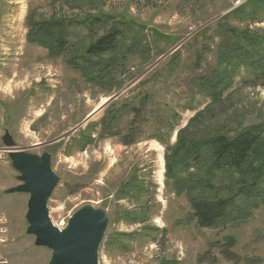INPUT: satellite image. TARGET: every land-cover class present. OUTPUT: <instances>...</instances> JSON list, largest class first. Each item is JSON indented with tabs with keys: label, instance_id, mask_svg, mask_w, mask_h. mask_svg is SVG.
<instances>
[{
	"label": "rangeland",
	"instance_id": "obj_1",
	"mask_svg": "<svg viewBox=\"0 0 264 264\" xmlns=\"http://www.w3.org/2000/svg\"><path fill=\"white\" fill-rule=\"evenodd\" d=\"M95 1V8L127 20L129 31L115 59L84 75L67 58L81 53L87 39L78 38L68 57H50L27 42V20L78 18L96 13L95 5L0 0V214L10 228L3 254L10 264H47L51 255L26 234L28 195L7 194L20 184L3 150L8 133L17 150L50 156L59 177L47 203L54 226L64 228L84 205L107 212L98 264H264L263 207L229 225L202 228L189 220L188 198L164 177L166 147L180 132L182 147L264 124V69L227 59L232 42L222 30L227 25L264 36V8L249 20L231 15L249 0ZM213 71L228 74L215 102L193 88L196 77ZM122 104L141 109L140 115L126 111L118 122L122 134L110 136L102 124ZM133 119L138 132L124 145Z\"/></svg>",
	"mask_w": 264,
	"mask_h": 264
},
{
	"label": "trees",
	"instance_id": "obj_2",
	"mask_svg": "<svg viewBox=\"0 0 264 264\" xmlns=\"http://www.w3.org/2000/svg\"><path fill=\"white\" fill-rule=\"evenodd\" d=\"M61 1L73 3L77 9H81L82 4L92 3L97 12L78 18H42L35 21L29 17L27 42L46 49L50 57H66L74 53L77 46L74 43L78 38L87 39L89 43L82 48L81 53L67 56L68 65L84 75L98 70V66H106V61L110 63L115 59L119 42L129 31L127 20L116 19L95 8V0ZM242 7L240 11L233 10L231 15L254 20L253 16L264 8V0H249ZM96 30H101V35ZM222 30L232 42L223 53L227 59L234 58V64L238 66L244 65L258 71L264 69L263 35L246 29L237 31L227 25ZM126 51L131 52L132 47ZM226 64L233 65L229 61ZM227 76L226 72L213 71L209 75L196 77L193 80L194 91L215 102L226 89ZM128 110L134 112V117L141 112V109L122 104L112 111L109 121L102 124L103 131L110 136L122 134L118 122ZM117 113L119 117L113 122ZM137 125L134 119L128 123L121 137L122 144H132L135 132H138ZM182 135L177 136L173 147H166L168 155L165 156L164 177L170 180L176 194H184L188 198L190 222L194 221L206 229L222 227L246 216L252 209L260 206L264 208V124L245 128L233 137L220 134L181 147L178 143L180 139L183 140ZM114 237L122 235L116 234ZM114 242L112 238L110 244ZM156 264L178 263L162 259Z\"/></svg>",
	"mask_w": 264,
	"mask_h": 264
},
{
	"label": "water",
	"instance_id": "obj_3",
	"mask_svg": "<svg viewBox=\"0 0 264 264\" xmlns=\"http://www.w3.org/2000/svg\"><path fill=\"white\" fill-rule=\"evenodd\" d=\"M2 142L20 181L18 186L7 190V194L28 195L26 234L34 237L36 247L51 251L47 264H98L99 249L108 225L107 212L99 207L84 205L69 217L64 228H57L47 208L59 182V177L51 169L50 156L46 153L36 156L17 150L8 133L3 136Z\"/></svg>",
	"mask_w": 264,
	"mask_h": 264
},
{
	"label": "built area",
	"instance_id": "obj_4",
	"mask_svg": "<svg viewBox=\"0 0 264 264\" xmlns=\"http://www.w3.org/2000/svg\"><path fill=\"white\" fill-rule=\"evenodd\" d=\"M9 229V222L6 215L0 214V264H10L2 251L10 241Z\"/></svg>",
	"mask_w": 264,
	"mask_h": 264
},
{
	"label": "bare ground",
	"instance_id": "obj_5",
	"mask_svg": "<svg viewBox=\"0 0 264 264\" xmlns=\"http://www.w3.org/2000/svg\"><path fill=\"white\" fill-rule=\"evenodd\" d=\"M102 105H103V104H101L99 107H97V108H96V110H95V111H93V114H94V113H96V112H98V111H99V108H101V107H102Z\"/></svg>",
	"mask_w": 264,
	"mask_h": 264
}]
</instances>
